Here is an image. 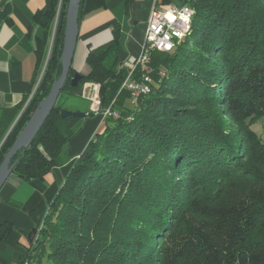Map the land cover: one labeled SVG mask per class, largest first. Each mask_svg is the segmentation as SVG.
<instances>
[{
    "label": "trees",
    "instance_id": "1",
    "mask_svg": "<svg viewBox=\"0 0 264 264\" xmlns=\"http://www.w3.org/2000/svg\"><path fill=\"white\" fill-rule=\"evenodd\" d=\"M161 2L193 14L171 50H151L136 67L135 78L151 68L149 90L132 102L122 87L128 67L115 22L111 39L89 49L76 86L70 68L53 109L12 158L24 181L44 182L63 163L83 120L60 116L69 97L70 110L94 114L85 83L98 85L101 116L117 114L102 116L16 264H264V142L250 127L264 116V0ZM66 5L46 0L34 17L38 60L52 36L50 52L0 163L60 74ZM105 6L80 0L78 20ZM9 229L0 224L2 240Z\"/></svg>",
    "mask_w": 264,
    "mask_h": 264
},
{
    "label": "crops",
    "instance_id": "2",
    "mask_svg": "<svg viewBox=\"0 0 264 264\" xmlns=\"http://www.w3.org/2000/svg\"><path fill=\"white\" fill-rule=\"evenodd\" d=\"M105 2V8L85 14L79 20L73 60V68L77 71L84 69L89 49L111 39V26L115 22L120 28V59L127 64L137 57L151 8L168 4L161 0ZM45 3L46 0H0V145L23 111L49 56L52 36L45 59L38 60L37 36H41L42 30L34 22ZM69 99L75 102L72 97ZM101 120L99 114L83 118L81 129L63 153V163L52 168L44 182L24 181L14 173L8 176L0 189V224L10 225L5 240L1 239L4 232L0 231V264H16L20 259L29 245L31 233L40 227L49 203Z\"/></svg>",
    "mask_w": 264,
    "mask_h": 264
},
{
    "label": "water",
    "instance_id": "3",
    "mask_svg": "<svg viewBox=\"0 0 264 264\" xmlns=\"http://www.w3.org/2000/svg\"><path fill=\"white\" fill-rule=\"evenodd\" d=\"M80 0H67L66 10H65V24L63 33V43L60 55L61 71L56 77L53 84L50 87L48 94L38 103L34 111L31 113L29 119L26 121L18 135L16 136L14 142L4 155L0 163V189L5 183L8 176L13 172L14 166L18 159L11 163L14 155L19 151H24L37 131L40 129L44 120L47 118L51 110L53 109L60 91L67 79L70 68H73V60L75 57V52L77 49L78 35H79V20H78V9ZM56 23V21H55ZM53 38V37H52ZM52 40V39H51ZM49 54V53H48ZM47 59L43 66L42 72L44 71ZM41 72V73H42ZM81 78V74L76 70L73 77L70 79V85L76 86ZM133 102V99H132ZM86 112L63 109L60 112L62 118L76 117L84 118L86 117Z\"/></svg>",
    "mask_w": 264,
    "mask_h": 264
},
{
    "label": "built area",
    "instance_id": "4",
    "mask_svg": "<svg viewBox=\"0 0 264 264\" xmlns=\"http://www.w3.org/2000/svg\"><path fill=\"white\" fill-rule=\"evenodd\" d=\"M192 14L193 10L187 4L178 5L175 3H168L163 7L154 5L151 8L145 25L141 52L137 57L130 59L127 63L128 73L122 83V87L131 91L133 102L137 96L149 90L148 83L150 81L148 69L143 71L139 78H135L134 71L136 67L145 64L148 53L151 50H171L175 42L179 41L189 32ZM92 86L95 89V96L92 98L91 107L97 111L99 107V97L97 93L98 85L92 83ZM105 115L117 116V114L110 109H106L102 113V116ZM23 264H27V261L23 262Z\"/></svg>",
    "mask_w": 264,
    "mask_h": 264
},
{
    "label": "rangeland",
    "instance_id": "5",
    "mask_svg": "<svg viewBox=\"0 0 264 264\" xmlns=\"http://www.w3.org/2000/svg\"><path fill=\"white\" fill-rule=\"evenodd\" d=\"M74 70H76V69H74ZM148 70H149V72H151V68H149ZM82 92L84 94L83 99H84L85 108L88 111H91L96 115L99 114L98 111H96L94 108L92 109V107H91L92 106V98L95 96V89L92 86V83L83 84L82 85ZM97 93H98V88H97ZM128 103H130V102H128ZM130 104H132V103H130ZM65 106L67 107V109L69 108V110H70V109L76 108L77 104H76V101H75V103H73L71 100H69V102H67ZM99 115H101V114H99ZM250 127L256 134H258L262 138V140L264 142V116L258 117L255 121L252 122Z\"/></svg>",
    "mask_w": 264,
    "mask_h": 264
}]
</instances>
